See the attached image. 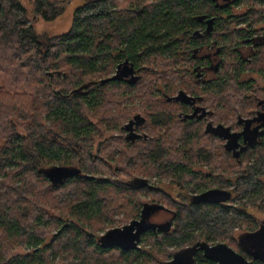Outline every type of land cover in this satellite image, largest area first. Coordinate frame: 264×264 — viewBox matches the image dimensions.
I'll use <instances>...</instances> for the list:
<instances>
[{
	"label": "trees",
	"instance_id": "obj_1",
	"mask_svg": "<svg viewBox=\"0 0 264 264\" xmlns=\"http://www.w3.org/2000/svg\"><path fill=\"white\" fill-rule=\"evenodd\" d=\"M73 1L29 0L34 13L47 22L61 17ZM118 1H88L77 9L68 33L50 36L36 31L28 9L19 0H0V264H55L49 252L40 250L33 256L7 261L10 243L34 248L44 246L42 249L52 245L53 250L63 246L67 253L63 259L66 264H119L113 258L108 261L104 257L113 247L100 246L94 238L86 237L77 225L73 228L79 237L65 238L69 228H63L56 239L58 246L55 242L49 244L43 231L45 223H41L37 210L39 193L36 190L43 177L39 168L58 161L71 162V156L78 153L79 143L95 133L90 116L103 108L101 98L106 86L98 84V80L117 65L120 56L134 61L139 68L145 58L155 57L161 61L173 46L180 48L182 41L177 38L187 35L186 28L203 5L202 0H145L146 7L139 8L133 1L126 7ZM257 2L259 8L252 10L259 14L262 23L264 0L253 3ZM253 13L247 12L242 23H247L248 17L253 20ZM246 35L238 34L243 38ZM260 59L249 65L237 61L232 73L230 66L224 68L222 99L228 105H232V99L235 101L234 117L256 108L254 100L246 101L251 92L254 95L251 98L258 97L253 92V82H243L241 75L246 71L264 74V67L260 65L264 57ZM83 85H89L85 93L66 97ZM234 120L222 117L223 126L233 124ZM48 122L53 123L52 127ZM58 125L65 134L59 142L52 136ZM19 129L24 133L20 134ZM137 153L133 152L130 160L135 161ZM175 153L172 148L170 154ZM223 158L230 160L229 164H222ZM246 159V164L243 159L237 169L230 155L223 151L215 163L222 171L216 172L213 183L231 194L226 204L194 205L163 195L157 198L158 203L168 206L176 215L172 236L155 238L160 245H175L170 256L197 242L225 243L242 255L248 252L242 238H236L235 233L243 230L242 236H245L259 227L250 215L252 209L264 214V182L261 180L264 177V138L246 154ZM70 182L104 190L109 185L94 177L71 179L67 183ZM97 193L93 189L86 193L89 199L86 217H96L102 212L103 202L97 198ZM7 196L10 200L5 205L3 198ZM25 196L33 203L28 214L16 206L27 208ZM197 262L212 264L202 255L197 256ZM255 264H264V261Z\"/></svg>",
	"mask_w": 264,
	"mask_h": 264
},
{
	"label": "flooded vegetation",
	"instance_id": "obj_2",
	"mask_svg": "<svg viewBox=\"0 0 264 264\" xmlns=\"http://www.w3.org/2000/svg\"><path fill=\"white\" fill-rule=\"evenodd\" d=\"M244 2V0H202V10L198 15L192 17L193 23L186 28L187 35L183 38H177V40L182 41L180 48L176 49L173 46L172 51L166 54L170 66H174L172 67V70L175 71L173 79L178 73L182 74L183 69L186 67L187 74H185V77L191 78L193 89L188 90L182 87V89L175 90L178 84L185 85L184 81L166 84L164 89H161V87L156 92L146 95L151 100L147 106L140 107L139 110H148L147 115L138 110L137 114L120 127L123 146H129V149L139 148L134 157L137 163L144 161L148 169L161 167L164 170L160 176H145L138 173L127 176L124 174L119 180L122 191L127 193H153L158 189L160 178L166 176L173 180V176H175L181 178V181L173 184L182 188V193H184L182 198L185 201L180 203L211 204L198 203L196 198L211 190L229 192V190L220 188L218 184L205 183V178L214 181L216 172L220 169V167L218 169L215 167V163L220 159L217 151L224 149L225 153L230 155L236 164H239L240 161L246 158V154L264 138V98H255L256 108L250 110L246 116L236 117V120L230 125L223 126L222 112L220 111L223 96L221 82L225 55L229 56L230 54L236 59V63L240 61L245 65L257 62L264 57V27L258 28L249 17L247 23H242L247 12L243 14L236 13ZM237 23H239V26H236ZM189 32L190 36L188 35ZM239 33H245L247 37H239L233 45H229V42L233 39L228 36L238 35ZM222 37L226 38L223 39ZM237 41L239 44L236 45ZM126 61L134 67L135 77L138 76L139 81L136 84H130L133 77L130 76L122 81H110L103 85H120L129 89L137 87L142 80V69L127 57L121 58L117 64V69L119 65L124 64ZM116 72L103 80L115 76ZM244 75V73L241 75V80ZM182 77H184L183 74ZM196 87L199 90H196ZM133 92L136 99L139 94ZM137 101L140 106L144 104L141 100ZM131 103L132 101L129 102V105ZM234 104L235 101L232 99V105L229 106L233 107ZM134 105L130 107L132 110L136 107L135 103ZM131 122L133 124L127 129ZM91 128L93 129V127ZM134 136H138V138L131 139ZM141 147L144 148L141 149ZM206 147L212 148L206 149ZM172 148L175 151L182 152L179 157L180 162L173 161V156L170 154ZM130 158L131 154L129 161ZM212 162H214V165L211 164ZM56 163L39 168L41 176L46 178L55 190L63 188L71 179H90L94 177L92 174H88L81 165L72 164L67 160ZM127 163H125V167H127ZM199 164L203 165L202 171L195 169L196 165ZM181 166L184 168H181ZM140 167L138 164L133 166L136 171ZM51 168L77 170L80 171V174L52 183L47 174V171ZM134 178L145 179L147 181L146 187L134 189L127 186L126 182ZM227 202L223 203L226 204ZM136 210L135 216L123 226L108 230L105 234L99 236L89 233L88 237L95 238L100 246H111L124 253H138L142 249L141 242L144 239L172 236L175 229L176 215L171 208L153 199L140 203ZM263 222L264 220L258 221L259 227L252 233L254 243L249 247L248 252L243 255L250 262L264 261V252L260 249V257L258 259L253 257V251L264 245V241L260 240V238H264ZM59 233L60 231L57 234ZM242 235L238 238H242ZM199 255L203 256V253H197L196 261ZM162 262L166 261H161L159 264ZM212 264L214 263L212 262Z\"/></svg>",
	"mask_w": 264,
	"mask_h": 264
},
{
	"label": "rangeland",
	"instance_id": "obj_3",
	"mask_svg": "<svg viewBox=\"0 0 264 264\" xmlns=\"http://www.w3.org/2000/svg\"><path fill=\"white\" fill-rule=\"evenodd\" d=\"M19 1L24 7L28 9L31 23L38 33L48 34L50 36H59L69 32V30L72 28L74 15L77 9L85 5L90 0H74L72 4L69 5L66 12L53 22H47L40 15L35 14L33 11V6L29 2V0ZM132 1L137 4L136 6L139 8L146 7L147 5L145 0H119L118 2L119 4H122L123 7H126L128 6V3ZM253 2L254 0L244 2L241 7H239L236 13H253L254 11L252 10V8H259L260 5L259 2H257V4ZM261 7L260 8L264 12V4L261 5ZM253 20L258 28L264 27V17L262 23L259 22L258 13L257 15H253ZM236 26H239V23H237ZM231 37L233 40L229 42V45H233L234 42L239 39L238 35H231ZM237 44H239L238 41L236 45ZM225 57L226 64L224 66L226 67H223L222 76L224 70H226L224 68H228L229 66L231 68L230 73L234 72L232 70L234 68L233 66L236 63V59L230 56V54L229 56L225 55ZM121 58L122 57L120 56L119 61L121 60ZM118 63L119 62H117V64ZM158 64H161L163 66L159 67ZM170 65L171 64L169 60H167L166 55L162 58L161 61H157L155 57H152L149 60L145 58V60L141 62L142 80L135 89H129L125 86L120 85H107L104 87L102 94L103 98H101L103 108L97 114H92V116H90V121L92 123L91 126L93 127L95 133H93L90 138L84 139L79 143V147L77 148L78 153L71 156V163L81 165V167H83L88 174H92L94 178L101 179L104 182L107 181L109 185L105 190L97 186H87L82 182H79L80 186H76V183L70 182L67 183L63 188L55 190L51 187V184L49 182H46L44 180L43 177L40 178V187H38L36 190L39 193L38 198H36L38 203L37 210L38 215H40V218L42 219L41 223H45L43 231L47 234V240H50L49 244L55 242V244L58 246L59 242L56 239L60 237L63 228L64 230L68 228L70 229H68V234L65 236V238H75V236L76 238L79 237V235H76L73 228V226L76 225L81 228V231L85 234L86 237H88L89 233L93 234L94 236L103 235L108 230L121 227L124 224L128 223L135 216L137 212L136 209L140 203L153 199L157 200V198L161 197L162 195L166 198H175L177 202H184V199L182 198V194H184L182 193V188H179L178 186H175V184H173L181 181L178 180L175 176H173V180L167 178L166 176L160 178L159 185L157 186L158 189L153 193H127L122 191L119 186V180L124 174L127 176L133 175L135 173L145 176H160L162 175V172H164L161 167L152 168V170L146 168L144 161L137 163L132 159L127 163L130 154L132 155V153L136 152L139 148L133 147L129 149V146H123V144L121 143L122 136L120 135V127L126 124L135 114H137V111L140 107L148 105L151 98L146 97V95H150L152 92H156L161 87V89H164L166 87V84H170L171 82L177 83L184 81L185 85L178 84L177 87H175V90L182 89V87L188 90L193 89L191 78L185 77V74H187L186 67L183 69L182 73L184 77H182L181 73H178L177 76L173 79V77L175 76V71L172 70V67L174 66ZM182 65L184 66V64ZM260 65L264 67V61ZM116 70L117 65H113L105 75L101 76V79L99 78L100 80H98V84L104 78L112 76V74H114ZM244 74L245 75L243 76L242 81L249 82L251 80L253 82L254 94L258 96L257 98H264V74H250V72L248 71H246ZM196 90H199V88L196 87ZM133 91L139 94L137 95L138 97L136 99L134 97L136 95ZM58 94L61 95L62 93ZM252 95V92L248 94V99H246L247 103L253 102L254 98H251ZM137 100H141V102H144V104H141L140 106ZM221 100V116L223 118L225 117L226 119H236V117H234L236 116L235 107H230L224 101V99ZM130 101H132V103L129 105ZM134 103L136 104V107L134 110H132L130 107L135 106ZM250 110H252V108L245 110L243 116H246ZM139 111L144 115L148 114V110L140 109ZM48 125L52 127L53 123L48 122ZM19 133L23 134V129H19ZM52 136L53 140H56L57 142H59L58 140H63L62 136H65V134L62 130V126L58 125L57 129H54L52 131ZM143 148L144 147H141V149ZM208 148L212 147H206V149ZM223 151L224 149L217 151L220 157L222 156ZM175 152L176 153L173 155V161L180 162L181 160L179 159V157L182 155V152ZM229 161L230 160H225L223 158L222 164L227 165L229 164ZM231 162H233L236 168L239 169V165H237L235 161L231 160ZM246 162L247 159L245 158L244 165L246 164ZM125 163H127V167H125ZM54 164L57 163H52L50 165ZM136 164L141 166L137 171L133 168V166H135ZM211 164L214 163L212 162ZM45 165L48 164H43L41 166ZM195 169L198 171H202L203 165H196ZM221 171L222 167L220 168L219 172ZM261 180L264 182V177H262ZM212 181L213 179L208 180L207 178H205L206 184H217L213 183ZM91 189L98 192L97 195L99 196H97V198L99 197L103 202L102 212L96 217H86L87 211L89 209V205L86 204V202L89 200L86 193L89 194ZM5 198H3V200L4 204L6 205L7 203L5 202L10 200V196H7ZM27 201L28 196H25L24 202L27 208L16 204V206L19 207V209L25 214L30 213L28 208L31 209V206L33 205V203H30V200L28 202ZM8 205H11V202L8 203ZM250 215L255 218L257 222L259 220H264V214L257 211L256 209H252L250 211ZM58 231H60L59 234H57ZM243 233V230H238L235 233V237L238 238ZM252 240L253 234H246L244 238L242 237V242L248 248L250 247ZM174 246V244L160 245L155 238H146L141 242L142 249L138 253L130 252L122 254V251L114 248L109 252H105L104 257L108 261L113 258L114 262H118L119 264H159L161 261H169L172 259V256L170 255L175 249ZM8 247H10V251L7 257V261L33 256L34 252L40 250L49 252V258L50 260H54L53 262L55 264H66L65 262H63V259L65 258V255L67 253L65 252V249L62 248L63 246H60V248L53 250L52 245H46L45 248L42 249L44 246H38L34 248L31 246H23L21 244L10 243Z\"/></svg>",
	"mask_w": 264,
	"mask_h": 264
},
{
	"label": "water",
	"instance_id": "obj_4",
	"mask_svg": "<svg viewBox=\"0 0 264 264\" xmlns=\"http://www.w3.org/2000/svg\"><path fill=\"white\" fill-rule=\"evenodd\" d=\"M130 76H133L132 80L130 81V84H136L140 79L138 76L135 77L134 67L129 65L128 61H126L124 64L118 66L115 76L111 77L108 80H102L101 84H105L110 81H122L123 79H127ZM88 86L89 85H83L80 88L73 90L66 97H70L73 94H79L81 92H84V90L87 89ZM132 124L133 123L131 122L128 125L127 129H129ZM137 138L138 136L131 137V139L133 140ZM47 174L51 179L52 183H55L56 181L64 180L66 177L79 175L80 171H69L65 170L64 168H51L47 171ZM126 185L134 189H142L146 187L147 181L141 178H134L126 182ZM230 195L231 194L228 191L211 190L198 196L196 198V201L198 203H223L230 199ZM242 237L244 238V236ZM260 240L264 241V238H260ZM253 243L254 240H252L251 245ZM103 247L109 248L111 246L105 245ZM259 249L264 252V245L261 246V248L258 247L253 251L254 259H258L260 257L261 251ZM199 252H202L203 257L206 260L213 262L214 264H255L254 262L246 260L243 255H241L225 243L211 245L207 242H197L192 246L181 249L174 253L171 260L162 262L161 264H198L195 257Z\"/></svg>",
	"mask_w": 264,
	"mask_h": 264
}]
</instances>
